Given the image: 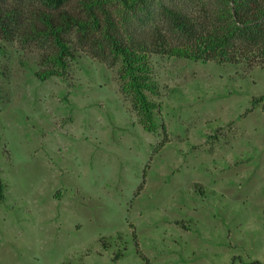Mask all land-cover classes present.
<instances>
[{"label":"rangeland","instance_id":"374dc122","mask_svg":"<svg viewBox=\"0 0 264 264\" xmlns=\"http://www.w3.org/2000/svg\"><path fill=\"white\" fill-rule=\"evenodd\" d=\"M112 2L124 30L174 43L169 9L214 8ZM12 3L30 20L39 8L87 15L81 0ZM69 38L66 76L46 80L49 41L0 38V264H264V68L154 55L165 129L153 133L120 64Z\"/></svg>","mask_w":264,"mask_h":264},{"label":"trees","instance_id":"16d2710c","mask_svg":"<svg viewBox=\"0 0 264 264\" xmlns=\"http://www.w3.org/2000/svg\"><path fill=\"white\" fill-rule=\"evenodd\" d=\"M41 1L59 6L68 0ZM114 1L126 12L148 0ZM10 2L0 0V38L10 40L16 34H25L52 44L53 51L42 59L46 69L37 72L41 80L66 76L69 59L74 58L69 36L75 32L82 45L95 46L98 55L111 57L120 64L123 92L132 99L140 124L149 132L165 129L159 122L163 100L154 55L220 64L245 62L249 68H264V0H213L214 8L197 17L169 9L170 20L181 35L179 43L161 32L143 37L139 32L124 30L115 20L112 0H81L86 17L67 9L39 8L31 20ZM260 101H264V96L256 97L254 103ZM199 187L202 189L200 184ZM6 189L7 184L0 180V202L6 199ZM119 257L120 254L116 255V259Z\"/></svg>","mask_w":264,"mask_h":264}]
</instances>
